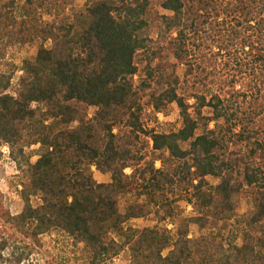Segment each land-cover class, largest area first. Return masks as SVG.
I'll return each mask as SVG.
<instances>
[{"label":"trees","instance_id":"obj_1","mask_svg":"<svg viewBox=\"0 0 264 264\" xmlns=\"http://www.w3.org/2000/svg\"><path fill=\"white\" fill-rule=\"evenodd\" d=\"M84 1L0 0V163L22 204L0 191V264L40 263L45 238L74 264H264V0Z\"/></svg>","mask_w":264,"mask_h":264},{"label":"rangeland","instance_id":"obj_2","mask_svg":"<svg viewBox=\"0 0 264 264\" xmlns=\"http://www.w3.org/2000/svg\"><path fill=\"white\" fill-rule=\"evenodd\" d=\"M24 0H17L18 5H22ZM85 1L84 0H73V9L76 11L82 10L84 8ZM160 13H164L168 15V13L158 10ZM68 17L66 19L70 18V9L67 10ZM156 36L154 35V38ZM38 43H35L33 45L27 46L21 50L16 51V53H12L10 59L14 61L16 64H20L22 61H32L35 59L37 52H38ZM49 47V45H48ZM175 62L170 58L164 57V60L162 61L161 65H173ZM159 62L155 63L154 66L158 65ZM99 63L96 61L93 64L85 65L81 68V71L84 74H91L98 70ZM177 77L182 80L183 78V70L181 68H178L176 71ZM136 83H139L138 78L135 79ZM95 110L91 109L89 111V115L93 116ZM158 122L159 126L165 129H178L181 124L180 120V110L177 107V105L173 104L170 107L169 113L167 116L164 115H158ZM149 128H158V125L154 122L148 123ZM159 129V128H158ZM182 149L186 150L188 149V144H182ZM238 150V149H236ZM2 151L4 153V158L2 162L0 163V191L5 197V204L8 209L13 214L19 213L22 208V204L19 201L17 195L13 192L12 187L16 183L17 179V172L15 169V166L13 162L8 157V150L6 148H2ZM239 153V151H237ZM37 158H34L32 161L35 162ZM129 173V172H127ZM95 179L98 183H108L110 181L109 176H103L99 173H95ZM211 184L217 185L219 182L216 180H210ZM124 207L126 203L124 202L122 204ZM176 212L179 214L180 217H191L192 216V208L186 205L183 202H180L174 206ZM242 213L249 210L251 208V204L249 199L244 200L242 202ZM157 219L153 216H150L149 218L143 219V220H136L129 223V226L134 228H144V227H151L156 225ZM179 222L177 221V224ZM167 224V222H166ZM168 228L170 230L175 229V226L171 223L167 224ZM194 233H197V229L195 227L191 228ZM55 240V239H54ZM56 241V240H55ZM61 241H59L60 243ZM75 252L81 253V250L74 251L72 248H65L63 245H58L53 242V240H50L49 238L44 239V245L42 249V256L40 258L44 259L40 263H38L37 260L34 261L33 264H66L64 263L67 259H70V262H67V264H74V261L72 259V256ZM114 264H129L128 262V254L124 253L119 259H117Z\"/></svg>","mask_w":264,"mask_h":264}]
</instances>
